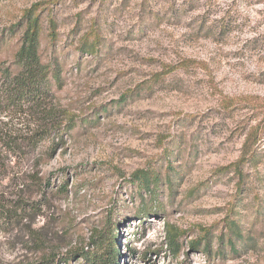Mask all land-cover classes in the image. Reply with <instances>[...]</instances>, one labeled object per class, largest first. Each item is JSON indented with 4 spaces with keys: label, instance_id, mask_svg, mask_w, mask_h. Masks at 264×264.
Here are the masks:
<instances>
[{
    "label": "rangeland",
    "instance_id": "obj_1",
    "mask_svg": "<svg viewBox=\"0 0 264 264\" xmlns=\"http://www.w3.org/2000/svg\"><path fill=\"white\" fill-rule=\"evenodd\" d=\"M30 8L64 66L54 120L80 126L38 167L0 155V196L30 204L0 227V264L90 249L109 217L117 264H264V0H0V64ZM148 165L163 210L142 222L129 177ZM169 225L186 232L177 255Z\"/></svg>",
    "mask_w": 264,
    "mask_h": 264
},
{
    "label": "trees",
    "instance_id": "obj_2",
    "mask_svg": "<svg viewBox=\"0 0 264 264\" xmlns=\"http://www.w3.org/2000/svg\"><path fill=\"white\" fill-rule=\"evenodd\" d=\"M24 19L26 23L14 61L10 65L0 64V155L6 153L12 156H32L34 160H40L34 165L38 167L65 144V137L73 133L80 124L73 125L70 118L64 124H56L50 102L55 91L64 83L63 62L56 54L49 58L44 57L41 47L42 29L38 16L33 15L32 8L26 10ZM55 36V26L51 24L52 41ZM3 116L10 119L4 120ZM29 116L37 117L38 120L33 121V124L28 123L26 131L15 127L16 119L20 122ZM238 163L237 167L241 163L240 160ZM39 171L37 168L36 172ZM167 179H170L169 175ZM129 180L140 192V205L135 211V216L145 222L151 214L157 215L163 210L158 201L161 177L154 167L148 165L136 169L131 173ZM30 182L34 184L36 181ZM168 186L173 189L171 182H168ZM57 191L66 194L68 183L61 181ZM28 203L22 197L10 200L0 196V227L21 223L26 207L30 205ZM116 225L109 217L102 230H94L90 249L82 248L80 251L75 250L71 254L58 257L45 256L27 264H117L122 255L118 234L115 233L118 231ZM209 232L210 230L205 229L203 236ZM185 233L177 227L168 226L165 240L168 250L173 254L177 255L181 251V237ZM203 236L190 243L193 250L200 249Z\"/></svg>",
    "mask_w": 264,
    "mask_h": 264
}]
</instances>
